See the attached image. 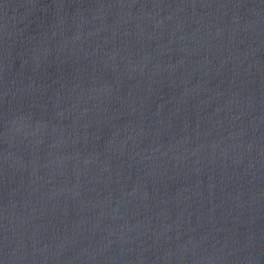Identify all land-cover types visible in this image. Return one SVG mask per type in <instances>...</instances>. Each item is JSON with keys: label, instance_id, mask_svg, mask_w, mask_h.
<instances>
[{"label": "water", "instance_id": "obj_1", "mask_svg": "<svg viewBox=\"0 0 264 264\" xmlns=\"http://www.w3.org/2000/svg\"><path fill=\"white\" fill-rule=\"evenodd\" d=\"M0 264H264V0H0Z\"/></svg>", "mask_w": 264, "mask_h": 264}]
</instances>
